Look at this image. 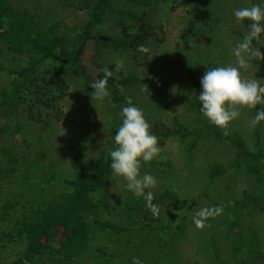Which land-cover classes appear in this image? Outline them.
Returning <instances> with one entry per match:
<instances>
[{"label":"trees","instance_id":"obj_1","mask_svg":"<svg viewBox=\"0 0 264 264\" xmlns=\"http://www.w3.org/2000/svg\"><path fill=\"white\" fill-rule=\"evenodd\" d=\"M196 1L53 0L42 12L23 0H0V252L17 248L7 262L0 254V264H264L260 123L247 134L232 121L224 135L200 112V78L208 68L229 66L217 51L208 52V41L195 35L190 42L181 33L171 46L158 45L156 10ZM248 23L227 26L238 43ZM189 29L185 24L182 32ZM252 46L262 55L248 67L264 79V34ZM217 55L225 61L213 65ZM103 67L111 72L109 96L92 100ZM75 81L81 110L92 107L93 118L108 125L103 144L81 126V136L73 134L77 114L65 104ZM129 100L143 110L161 148L141 163V174L158 181L151 200L126 191L109 167ZM169 107L179 113L171 115ZM251 110L255 115L264 103ZM72 136L74 145L65 148ZM172 142L175 158L167 153ZM216 208L222 211L215 214ZM202 209L213 214L197 228L193 218Z\"/></svg>","mask_w":264,"mask_h":264},{"label":"clouds","instance_id":"obj_2","mask_svg":"<svg viewBox=\"0 0 264 264\" xmlns=\"http://www.w3.org/2000/svg\"><path fill=\"white\" fill-rule=\"evenodd\" d=\"M235 20L248 21L249 31L233 49L238 66H216L208 68L200 78V92L197 100L202 115L224 135H228L229 124L239 116L241 107L252 108L264 103V79H244L241 69L254 57H261L259 49L252 46L264 34V0L252 3L249 7H239L233 11ZM117 68L123 67L121 60L115 61ZM103 76L91 88L92 100H103L109 96L106 88L107 78L111 75L107 67L101 69ZM122 120L113 136L114 147L108 152L112 176L122 181V187L134 197L151 200L152 191L158 181L150 173L141 174V163L157 158L161 152L158 138L151 132V125L145 119L143 110L129 100L121 107ZM264 121V110L256 112L252 126ZM147 190V191H146ZM155 209V205H151ZM222 210L216 208L215 214ZM213 211L202 209L194 219L197 228L204 226V217Z\"/></svg>","mask_w":264,"mask_h":264},{"label":"rangeland","instance_id":"obj_3","mask_svg":"<svg viewBox=\"0 0 264 264\" xmlns=\"http://www.w3.org/2000/svg\"><path fill=\"white\" fill-rule=\"evenodd\" d=\"M252 0H197L196 3H190L186 5L185 7L179 8L176 11H160L156 10L154 16L157 20L156 26L162 29H158V38L161 40L158 45L164 44L171 46L174 42V39H180L181 33L184 34L185 37H188V40L191 42V40H202L208 41V52L211 51H217L216 53L222 57L228 60V65L231 66H238L237 65V58L233 54V49L238 44V41L236 40V37L229 31L227 26L230 24V26H237L238 22L235 20L233 16V11L239 7H248ZM24 3H27L28 6L30 5H37L40 8V11L45 12V9H48L51 6V3L53 0H23ZM221 10H223L221 12ZM202 12L205 13L207 16L210 17V19H219L220 16L219 13L223 14V22L220 21L219 23H216L215 21H196L193 16L191 15V12ZM65 18L74 19L73 14H65ZM187 24L190 26V29L187 31V33L182 32V28H184V25ZM218 25V28L213 31V28ZM196 35V38L194 36ZM164 39V40H162ZM223 43L224 46L223 49L217 50L215 47H219ZM221 47V48H222ZM168 50V48H167ZM165 51V50H164ZM162 52V50H161ZM160 52V53H161ZM222 54V55H220ZM162 54L160 60L162 64V70H166L167 68V62L164 61ZM218 55L213 57V65H215L219 59H221L224 63L225 59L219 58ZM7 64L12 66L14 64L13 61H7ZM212 65V66H213ZM241 75H244V79H255L257 78L256 72L251 68L248 67V64L246 67L242 68ZM3 83L2 77H0V85ZM75 84L69 85L68 89L66 91V104L65 107H71L73 108L71 111L75 112L73 114H77L75 118V126L73 129V134H79L81 136L80 126L81 129L84 130L85 133L90 134V137L96 141V143L100 142L101 144L105 143L106 139L108 138V125L104 123V120L100 118L101 116L93 118V108L90 107L89 111L81 110L82 104H80L79 99L77 97V94L79 92L80 86L75 81L73 82ZM74 85V86H73ZM96 106L100 107L102 105L97 104ZM167 110L172 113L171 115H175L174 113H179V110L174 111L172 108H167ZM96 111V110H95ZM98 113L100 109H97ZM105 110L103 108V114ZM239 116L233 121L232 125L236 127H245V131L248 134V130H252V118L255 116L252 112L251 108L248 107H241L239 109ZM106 114V112H105ZM260 124L257 127H260V129L263 131L264 134V121H260ZM72 134V135H73ZM247 138V137H246ZM75 138L72 136L70 137V141H66L65 148L72 147L75 142ZM168 146H171L169 148L170 156L175 158L178 156V146L174 144V142L169 143ZM109 217V216H108ZM107 216L104 218L108 219ZM111 219V218H109ZM4 227H8L7 223L3 224ZM101 242L97 243L95 241L93 246H96V252L99 250V246ZM16 247H14V244L8 245V248L5 250H2L0 252L2 259H4V262H7L8 260H11L14 258V253L16 252ZM94 252V253H96Z\"/></svg>","mask_w":264,"mask_h":264}]
</instances>
